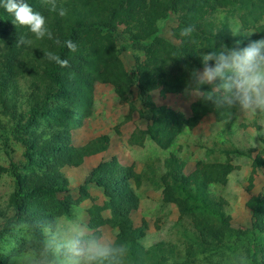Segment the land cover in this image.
<instances>
[{
    "label": "rangeland",
    "instance_id": "obj_1",
    "mask_svg": "<svg viewBox=\"0 0 264 264\" xmlns=\"http://www.w3.org/2000/svg\"><path fill=\"white\" fill-rule=\"evenodd\" d=\"M45 1L29 0L36 11ZM218 17L250 34L235 37L240 45L248 42L242 38L264 39V17L260 31L245 29L238 14L222 12ZM11 19L0 10V60L11 61L16 75L8 99L11 109L0 104L1 264H46V229L57 217L67 218L73 206L114 244L123 223L132 222L143 251L127 250L124 264H139V255L147 252L144 264H152L148 256L158 245L170 251L168 264H264V117L219 120L209 113L191 127L192 106L199 100L186 91L164 92L159 84L150 89L140 74L139 67L151 66L154 55L180 44L178 15L166 14L155 37L141 43L134 42L133 31L123 25L109 40L107 34H86L73 53L77 59L68 65L65 91L52 101L48 116L31 124L30 111L45 86L46 67L43 60L38 72L26 67L29 48L17 42L30 34ZM104 60L120 67L122 89L97 73V63ZM39 101L43 112L44 100ZM160 115L166 119L161 131ZM99 137L107 138L106 150L78 158L80 150ZM172 155L184 163L182 175L188 183L200 169L216 170L206 186L211 205L195 194V182L183 189L162 184L165 160ZM111 163L139 182L130 181L133 199L125 210L103 184L106 172L113 170ZM17 180L23 196L20 215L18 222L9 223L16 217Z\"/></svg>",
    "mask_w": 264,
    "mask_h": 264
},
{
    "label": "trees",
    "instance_id": "obj_2",
    "mask_svg": "<svg viewBox=\"0 0 264 264\" xmlns=\"http://www.w3.org/2000/svg\"><path fill=\"white\" fill-rule=\"evenodd\" d=\"M47 1H45L46 4L43 7L35 8L43 11V15L47 18L48 26L53 33V39L35 40L33 38L32 45L28 47L29 56L25 62L26 67L34 69L35 72L40 69L38 63L43 66L40 62L41 60L44 61V66L46 67V71L44 70L43 72L46 75L45 86L39 88V95L34 99L35 104L30 111L28 119L29 124L33 123L38 117L48 116L52 101L66 89L68 66L62 68L43 59V51H54L61 58L67 59L69 64H71L72 60H76L77 57L63 46L64 40L70 39L74 41L79 48L84 42L86 34H107L109 40L112 36L114 37L115 28L123 25L133 31L134 42L141 43L144 40L155 37L159 32L158 24L160 20L168 13H174L178 15L181 25L180 31L177 32L180 44L171 47L169 52H159L154 55L152 60L155 61L153 63L151 61L152 65H141L139 70L145 84L150 89L159 84L164 92L182 93L186 89L192 71L202 69L201 53H206L222 45L231 47L238 40L231 35L228 21L221 20L218 17L220 13L238 14L243 27L245 29L253 28L255 31L262 29L259 24L264 17V0H56L58 6L67 9V15L64 17H60L55 12L50 11V2L49 0ZM187 26H192L193 31L188 37H182L180 32ZM55 39H59L61 44H55ZM242 39L248 42H244L245 44L240 45L241 47L246 46L250 41L256 40V38L251 40ZM8 49L11 50V43H9ZM3 57H10V55ZM110 64L108 60L97 63L99 70L97 73L106 78L107 81L112 82L117 88L122 89L124 83L123 75L118 70L120 67H111ZM12 71L11 61L0 60V104L6 110L11 109L8 99L10 98L12 87H15L14 77L16 75H13ZM41 99L44 100L46 108L43 112L39 108V100ZM209 113H213L219 120L228 119V117L216 112L210 103L198 101L192 106L189 124L194 127L203 116ZM165 120V117L160 115L157 130H162V124ZM20 139L29 150L30 146L27 142L21 137ZM107 144L106 137H99L84 146L77 156L82 159L99 154L106 150ZM27 158L31 162V156L29 155ZM108 166L112 167L113 170L105 171L104 179L102 177L103 184H105L108 192L116 197L118 203L123 204V209L125 210L130 206L133 199L134 190L130 181L137 183V185H139V182H137L136 176L130 174L127 170L121 169V167L112 163ZM164 166L166 170L161 176L162 184L167 187L173 184L177 188L183 189L189 188V184L195 182V194L203 199L206 206L207 204L211 205L206 195V186L208 181L213 178L212 175L217 173L215 169H200L196 176L193 177L191 183H188V181H185L184 175H182L184 163L176 156L172 155L165 160ZM13 176L17 178L16 172H14ZM111 181H115V183ZM19 185L20 183L17 180L14 198L16 217L10 219L9 223L18 222L20 215V198L23 196L18 189ZM35 191L42 192L43 190L36 189ZM51 191L52 189H46V192ZM188 192L191 194L189 189ZM116 211L119 214L123 212V210L117 208ZM34 229L36 236L41 237L38 228L34 227ZM121 229L118 244H123L128 252L140 254L138 250L143 251V248L139 245L142 237L140 232L137 231L138 229L133 227L130 220L123 223ZM160 246L162 245H158L156 251H152L151 257L148 256L152 264H168L170 251ZM146 254L148 255V252L145 253V256ZM145 256L139 255L141 257L139 264L145 263Z\"/></svg>",
    "mask_w": 264,
    "mask_h": 264
},
{
    "label": "clouds",
    "instance_id": "obj_3",
    "mask_svg": "<svg viewBox=\"0 0 264 264\" xmlns=\"http://www.w3.org/2000/svg\"><path fill=\"white\" fill-rule=\"evenodd\" d=\"M50 11L60 17L67 9L49 0ZM0 10L12 17V23L23 28L29 37H19L17 44L30 47L35 40H52L47 18L33 9L29 0H0ZM192 26L185 27L180 35L188 37ZM233 37H247L240 24L229 29ZM237 40L231 47L221 46L200 54L201 70H194L186 86V94L193 100L210 103L222 116L233 115L264 117V39L250 41L240 46ZM55 44L61 41L55 39ZM63 46L76 53L78 45L68 39ZM44 60L66 67L67 59L54 51H43ZM46 264H124L127 249L114 244L107 235L86 222V213L73 206L70 214L57 217L46 229Z\"/></svg>",
    "mask_w": 264,
    "mask_h": 264
}]
</instances>
